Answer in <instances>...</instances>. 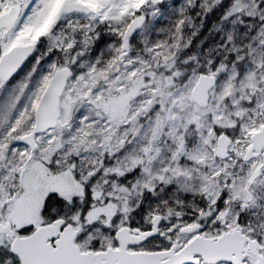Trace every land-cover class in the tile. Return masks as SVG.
Returning a JSON list of instances; mask_svg holds the SVG:
<instances>
[{
	"label": "snow or ice",
	"instance_id": "6c2138e0",
	"mask_svg": "<svg viewBox=\"0 0 264 264\" xmlns=\"http://www.w3.org/2000/svg\"><path fill=\"white\" fill-rule=\"evenodd\" d=\"M0 264H264V0H0Z\"/></svg>",
	"mask_w": 264,
	"mask_h": 264
}]
</instances>
